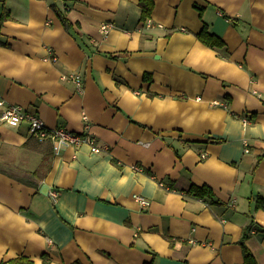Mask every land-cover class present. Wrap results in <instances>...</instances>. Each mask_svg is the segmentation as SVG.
I'll return each instance as SVG.
<instances>
[{
	"label": "crops",
	"instance_id": "crops-1",
	"mask_svg": "<svg viewBox=\"0 0 264 264\" xmlns=\"http://www.w3.org/2000/svg\"><path fill=\"white\" fill-rule=\"evenodd\" d=\"M152 3L0 0V100L101 147L0 122V264H242L264 227V0Z\"/></svg>",
	"mask_w": 264,
	"mask_h": 264
},
{
	"label": "built area",
	"instance_id": "built-area-1",
	"mask_svg": "<svg viewBox=\"0 0 264 264\" xmlns=\"http://www.w3.org/2000/svg\"><path fill=\"white\" fill-rule=\"evenodd\" d=\"M110 23H102L100 29L102 32H107L111 28ZM77 89L81 90V79L79 75L74 77ZM0 105L3 108L0 110V122L6 123L11 126H17L21 122H27L29 133L36 139L45 140L49 139L53 142L55 149L62 146L72 145L80 146L82 144H88L91 151L100 152L101 147L96 145L95 140L92 136L87 133H76L70 131L64 127L48 128L42 118L32 111L24 109L20 105H5L3 100H0ZM247 123V119H243V124ZM204 153H201V157H204ZM52 198H55L58 194L57 191L51 189L49 192ZM135 198L138 200L140 205L146 207L149 204V199L144 196L136 195Z\"/></svg>",
	"mask_w": 264,
	"mask_h": 264
},
{
	"label": "trees",
	"instance_id": "trees-1",
	"mask_svg": "<svg viewBox=\"0 0 264 264\" xmlns=\"http://www.w3.org/2000/svg\"><path fill=\"white\" fill-rule=\"evenodd\" d=\"M140 4L142 6V13H141V20H146L150 12L152 10V0H140ZM61 20L65 25H68L67 19L60 14ZM4 17V15H2ZM197 38L206 44L207 46L213 48H224L225 43L224 41L218 37L217 35L208 31L207 26H203L202 29L197 33ZM144 78L149 80V74H145ZM264 156V152L258 155V160ZM183 192L187 195H192L197 198H201L208 203H214V193L210 186L207 184L203 185H195L192 184L189 186L188 189L183 190ZM255 229L260 231L264 234V227L260 225H256L254 221L250 220V222L243 228L241 237L239 239V243L241 244L242 248V264H258L252 252L248 249L247 245L245 244L246 238L250 235L251 231ZM12 264H33V261L25 256H18L11 260Z\"/></svg>",
	"mask_w": 264,
	"mask_h": 264
}]
</instances>
